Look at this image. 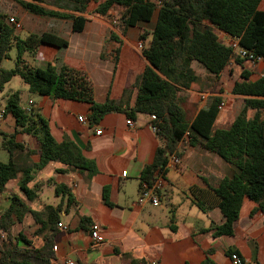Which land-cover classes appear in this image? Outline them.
I'll list each match as a JSON object with an SVG mask.
<instances>
[{
  "label": "crops",
  "instance_id": "obj_1",
  "mask_svg": "<svg viewBox=\"0 0 264 264\" xmlns=\"http://www.w3.org/2000/svg\"><path fill=\"white\" fill-rule=\"evenodd\" d=\"M258 8L264 10L262 0ZM29 14L33 18L26 22L16 14L9 17L19 25L16 28L19 30H15L16 36L23 38L20 31L25 36L51 32L65 39L67 45L59 48L42 43L34 54L25 53L22 56L26 64L44 68L51 63L57 68L66 65L77 69L91 83L96 102L121 99L123 108L133 106L140 75L147 64L141 49L151 37L148 34V37L138 41L137 35L141 31H151L152 27L150 31H146V28L148 25L153 26L155 15L150 22L128 27L122 32L109 24L108 16L86 13L83 14L86 22L82 31L63 34L60 32L62 18ZM68 20L71 29V20ZM111 33L118 37V43L111 39ZM73 34L77 36L72 37L71 42L64 38ZM221 36L226 37L223 33ZM114 46L119 47L116 64L111 60ZM14 63L15 49L12 48L9 57L0 62V68L9 69ZM247 66L246 61L242 66L232 61L216 78L192 62L191 67L200 82L193 88L180 89L178 92L179 104L186 120L191 121L198 110L206 106L209 97L219 95L223 106L219 109L215 127L227 128L233 122L242 98L230 93V89L235 81L241 79L240 73ZM256 68L263 70L264 60L258 61ZM225 72L229 88L219 93L225 81ZM259 76L250 73L249 78L255 80ZM12 79L0 89V111L4 109L8 95L15 91L10 87ZM17 91L21 103V91ZM26 92L29 94L27 104L21 105L27 107L28 101H31L30 108L38 109L48 121L54 140H70L96 167L95 172L89 174L86 170L59 161H49L31 173V180L27 183V188L34 194L31 200L20 189L19 176L9 180L0 192V213L7 208L12 195L21 198L33 211H40L45 205L56 206L61 199L64 201L58 222L66 226V229L56 226L57 232L52 242L55 248H52L50 264H66L68 261L73 264H131L136 259L143 260L144 264H202L207 259L214 264H232L231 253L240 256L245 264H264V210H257L250 215L256 204L244 198L239 217L233 224L232 235L216 236L215 227L223 221L219 209L200 210L193 203V196L189 192L191 186L215 187L220 179L235 173L233 165L201 145H189L188 136L184 135L178 145L180 163L166 167L162 185L156 191L158 204L152 205L148 201L138 204L140 171L151 163L159 145L158 138L149 127L150 117L137 114L134 119H129L131 124H127L128 118L124 112H110L98 123L90 125L88 119L86 123L77 120L79 115L88 116L90 104L32 94L28 88ZM13 132V117L10 114L3 115L0 121V145L3 134ZM16 141L26 148L15 153L17 164L21 167H34L39 161L36 139L18 133ZM29 149L34 152L27 154ZM0 152V161L6 162L7 151L0 146ZM60 184L70 191L73 204L65 206L66 198L55 195V186ZM104 189L110 205L103 200ZM171 216L174 219V230L170 228ZM93 222L99 225L103 237V241L97 245H93L90 237V225ZM23 226H30L33 232L38 227L30 213L16 222L11 230L16 228L20 233ZM25 236L32 238L31 234ZM34 241L35 245H40L38 237ZM17 244L25 246L22 241Z\"/></svg>",
  "mask_w": 264,
  "mask_h": 264
},
{
  "label": "trees",
  "instance_id": "obj_2",
  "mask_svg": "<svg viewBox=\"0 0 264 264\" xmlns=\"http://www.w3.org/2000/svg\"><path fill=\"white\" fill-rule=\"evenodd\" d=\"M27 12L46 17L71 20V31L80 32L86 22L83 14L108 16L114 6L120 11L121 31L141 23H148L155 15V22L149 33L150 40L141 49L147 61L136 91L133 106L123 108V100L106 99L98 103L93 98L92 86L85 74L77 69L61 65L59 68L48 63L44 68L33 67L24 62L25 53L34 54L44 43L65 47L67 41L51 32L27 34L24 38L15 35V26L0 13V62L9 57L15 49V63L9 69L0 68V89L13 77H18L28 91L52 99H69L90 104L87 116L90 125L99 122L110 112H124L128 119L137 114L154 116L150 124L156 126L159 140L153 159L139 174V188L145 183L151 186L158 178H164L169 155L180 156L179 143L188 136L191 146L201 145L205 150L217 154L236 169L231 177H223L215 187L191 186L193 203L202 211L218 208L223 221L215 227L216 236L232 235L233 224L239 217L244 198L256 204L251 210H264V73L255 80L242 69L241 79L232 84L230 93L241 96L233 122L227 128L217 129L215 121L219 113L221 96L209 97L206 106L198 110L191 121H187L179 104L180 89L193 88L200 82L191 67L192 62L202 66L206 72L218 78L223 70L234 61L243 65L244 59L234 54L228 39H237L239 46L253 56L264 60V10L258 8L261 0H16ZM95 2L90 12L88 6ZM223 33V42L214 30ZM146 35H141L145 39ZM111 39L119 42L115 33ZM111 60L117 63L119 47L113 48ZM103 57V54L101 55ZM220 93L222 91L220 90ZM123 98V97H122ZM4 115L14 119V132L3 134L1 148L8 153L6 162L0 161V192L6 183L19 176V187L28 200L34 197L27 188L33 170L49 161L95 172V163L86 159L79 148L70 140L56 142L49 131L48 121L38 109L29 111L20 103L18 91L11 92L4 106ZM18 133L34 137L38 143L39 161L34 167H21L15 161V153L25 150L24 144L16 141ZM34 151L28 150L27 154ZM56 196L62 195L65 206L74 203L65 185H56ZM106 189L103 200L108 202ZM64 201L56 206L45 205L40 211L31 210L17 195H12L9 205L0 213V264H50L53 257V238L59 223V211ZM30 213L37 229L31 239L19 233L10 238L12 226ZM170 228L173 216L170 217ZM41 240L34 244L35 238ZM22 241L25 246H19ZM232 254V253H231ZM230 254V255H231ZM131 264H144L133 260ZM202 264H214L207 259Z\"/></svg>",
  "mask_w": 264,
  "mask_h": 264
},
{
  "label": "rangeland",
  "instance_id": "obj_3",
  "mask_svg": "<svg viewBox=\"0 0 264 264\" xmlns=\"http://www.w3.org/2000/svg\"><path fill=\"white\" fill-rule=\"evenodd\" d=\"M96 1L100 2L102 0H96ZM262 1L264 2V0H262ZM95 5H96L95 2H92L89 4L90 12L94 9ZM120 11H121V9L119 7H114L112 9L110 15L107 17L109 24H111L112 27L114 29H116L117 31H121V24L119 21ZM0 12L5 13L7 15V19H9V17H11V16L14 17L15 14L18 15V17L22 18L25 22L30 21V19L33 18V16L31 14H29L27 11H25L15 0H0ZM40 19H47V18L46 17H44V18L40 17ZM60 23H62L60 32H62L63 34H68L71 32L68 19H61ZM151 27H152V25H148L146 28V31H150ZM15 30L17 31L19 29H15ZM214 31L217 35L220 36V38L223 42H225L227 40L226 37L221 36L220 31H218L216 29ZM147 33L148 32H144V31L139 32L137 35V40L141 41V38H140L141 35H146V37H148ZM19 34L21 35V37H23V38L25 37V33H23V31H20ZM75 35L77 36V34H73L71 37H64V38H66L67 40H70V42H71L73 39L72 37H74ZM143 45H145L144 41H143ZM6 67H9V65H6ZM200 67L202 69H204L202 66H200ZM238 70H239V68H238ZM246 70L248 72H250L251 74H254L255 76H257V75L259 76L261 73L264 72V69L261 71L257 70L256 63L248 64V66L246 67ZM224 79H225L224 84L220 86L219 91H218L219 93H220V90L222 92H224L225 90H227L229 88L228 87L229 86V84H228L229 79H228L226 72H225ZM204 84H206V83H203L202 85H204ZM10 87H12L15 91L20 89V91H21V104L26 105L27 104V98L29 97L28 92H26L27 86L18 77H14L12 79V81L10 82ZM221 100H222V97H221ZM237 109H238V107H237ZM2 139H3V137H2ZM30 226H23L20 233H22L24 235L31 234L33 232V230L31 229ZM18 232H17L16 228H15V230H11L10 238L13 239L14 237H18V235H19ZM23 232H25V233H23Z\"/></svg>",
  "mask_w": 264,
  "mask_h": 264
},
{
  "label": "built area",
  "instance_id": "obj_4",
  "mask_svg": "<svg viewBox=\"0 0 264 264\" xmlns=\"http://www.w3.org/2000/svg\"><path fill=\"white\" fill-rule=\"evenodd\" d=\"M9 22H12L15 26V28H18L19 25L17 22H15L13 19H9ZM228 44L233 48L234 54L237 55L238 57L244 59L246 62H248V64L251 63H257L258 61H260L261 59L258 57L253 56V54H251L249 51H247L246 49L242 48L241 46H239L237 39L234 40H230L228 39ZM141 46L139 45V48ZM31 106V101H28V106L26 107V109L29 111ZM223 103L221 102L218 106V108H222ZM3 115H4V111L1 110L0 111V121L3 119ZM155 117L152 115L150 116V119H154ZM77 120L82 122V123H86L87 122V117H85L84 115H79L77 117ZM127 124H131V120H126ZM149 127L151 129L152 132H156V126L149 124ZM97 133H100V130L96 131ZM180 163V159L178 156L172 154L169 155L168 158V162H167V166L171 165V166H176ZM123 175L125 174V172L122 173ZM163 182V179L161 177H158L151 186H147L145 183H143L140 186V190H139V194H138V198H137V203L138 204H142L146 201L150 202L152 205H157L159 202L158 196L156 195V191L161 187ZM58 227H61L63 229H66V226L62 225L61 223L57 224ZM90 237L92 239V243L93 245H97L99 243H101L103 241V237L100 235V227L97 223L93 222L90 225ZM55 247H53L54 249ZM230 260L232 262V264H245V262L243 261V259L238 256L236 253H232L230 255ZM66 264H73L72 262L68 261L66 262Z\"/></svg>",
  "mask_w": 264,
  "mask_h": 264
}]
</instances>
